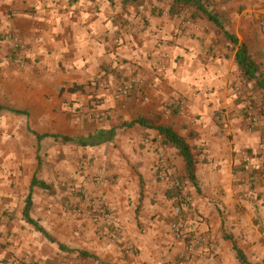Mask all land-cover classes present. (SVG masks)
Returning <instances> with one entry per match:
<instances>
[{"label":"crops","instance_id":"1","mask_svg":"<svg viewBox=\"0 0 264 264\" xmlns=\"http://www.w3.org/2000/svg\"><path fill=\"white\" fill-rule=\"evenodd\" d=\"M174 1L0 0V87L10 85L19 69L11 62L15 56L28 58L27 70L55 76L61 86L88 84L104 74L111 89L123 84L128 94L114 99L110 89L97 97L105 98L111 121L78 137L102 141L83 146L90 150L110 146L113 139L121 150L133 147L131 153L112 151L100 160L119 174L112 188L96 193L108 208L82 203L77 216L61 206L59 195L32 188L35 175L43 180L38 157L28 158L25 140L11 138L7 128L2 149L10 152L0 158V264H179L191 244L188 264H241L236 246L249 262L264 264V228L237 226V237L225 236L233 228L220 222L219 211L226 197L229 203L234 197L232 168L242 164L241 152L250 145L243 138L254 143L260 134L249 133L239 118L244 91L235 56L245 44L264 78V0H205L209 10L222 15L238 45L202 13L193 18V6L173 16ZM248 85L264 92L256 81ZM139 117L171 126L191 147L203 193L196 204L209 217L196 225L195 240L173 229L176 209L166 201L167 184L156 174L158 147L150 142L138 148L142 130L162 138L157 129L127 126ZM37 140L36 151L42 141ZM263 146L257 143L254 150ZM160 148L173 166L169 173L185 176L179 151L166 144ZM31 189L30 217L53 240L24 216Z\"/></svg>","mask_w":264,"mask_h":264},{"label":"rangeland","instance_id":"2","mask_svg":"<svg viewBox=\"0 0 264 264\" xmlns=\"http://www.w3.org/2000/svg\"><path fill=\"white\" fill-rule=\"evenodd\" d=\"M22 61H25L27 66L28 58L15 56L14 59H11V62L18 64L19 69L13 71V78L8 81L11 83L10 85L5 89L3 86L0 87V105L8 109H19L26 112V114H16L5 110L1 113L0 158L3 159L10 152L2 149L5 146L2 136L8 128V136L17 141L25 140L28 158L30 156L38 157L39 175L43 179L42 181L50 186L44 190L51 195H59L61 206L70 210L72 215L78 216V212L82 210L83 206L89 209H93V207L108 208V202L102 198L103 196H96V193L98 191L102 193L106 187L112 188L118 182L119 174L106 168V162L103 163L100 160L102 156L108 155L112 151L131 153L133 147H130L129 150H121L120 146L123 147V145H119L116 139H113L110 146L108 143L101 144L90 150V147L80 146L76 142L78 136H90L93 134V130L99 129L111 121V112L104 102L105 98H97L105 97V91L111 89L106 81L107 76L104 74L97 76L85 85L83 92L65 91L60 94L63 86L60 83L57 84L59 79L55 76H39L40 72L29 71L27 67H21ZM239 77L243 84L241 91H244L238 100L241 105L239 118L245 123L249 133L260 132V134L252 139L254 143L250 142L251 137L250 140L246 139V136L243 138L250 145L247 150L243 149L241 152L242 164L232 168L231 190L234 192V197L232 200L230 198V203L226 197L227 204L219 208L220 222L228 223L226 227L233 228V230L225 232V236L231 238L237 237L235 228L237 226L244 225L248 229L253 226L264 228V146L258 151L254 150V145L257 143L262 142L264 145V92L254 90V86L253 88L249 86L241 74ZM64 87L67 90L69 86ZM110 91L114 99L128 94L123 84L113 86ZM250 92L251 94H249ZM254 92L257 94L254 95ZM84 97L92 98L85 100ZM87 131L88 133H85ZM36 133L58 134L61 139L46 137L39 141L36 151L35 142L38 141ZM63 136L73 140L65 142ZM151 138L146 131L142 130L138 135V148L144 150L150 142L158 147L156 151L159 166L156 174L160 181H162L159 176L161 172L169 177V181L162 182L167 184L166 201H169L171 206L176 209L173 225H176V228L179 227L183 232L184 230L190 231L181 235L182 237L186 235V240H195L198 237L196 225L204 222L205 219L209 220V217L202 214L203 212L196 204V198L203 195L202 188L194 187L187 179V174L185 176H180L176 172L170 174L169 171H173V166L169 163L164 152L165 148L163 147L164 150L160 148L163 144L162 140ZM11 152L13 153V151ZM251 158H255V162L251 161ZM171 177L185 183L180 186L174 181L172 182ZM211 186L210 184L206 189ZM170 192L175 195L174 199L169 197ZM82 203L83 206H81Z\"/></svg>","mask_w":264,"mask_h":264},{"label":"trees","instance_id":"3","mask_svg":"<svg viewBox=\"0 0 264 264\" xmlns=\"http://www.w3.org/2000/svg\"><path fill=\"white\" fill-rule=\"evenodd\" d=\"M206 2H208V0H206ZM206 2H205V0H175L173 5L171 6L170 12L174 16L177 13H184V10L186 9L185 7L188 8V7L193 6L197 10L195 13L191 14V16L193 18L197 17V15H199L198 14L199 12L202 13L203 15H205L206 19L209 22L216 25L219 29H221L224 32V34L227 38H229L234 44L238 45V39L236 38V36L230 34L225 29V25L221 19L222 15L220 13H218L217 11L209 10L205 5ZM235 60H236V63L238 65V69L240 71V74H241L243 80L245 82L247 81L248 83H250L252 81H256V84L260 88L264 89V78H262V75L260 74L259 66L254 61L250 49L245 44H241L239 46L238 51H237L236 56H235ZM85 85H87V84H84V85L74 84L73 86L70 85L67 88V90L64 87L66 85H64L63 88H61V90H60V94L64 93L65 91H68L71 93H77L80 91L83 92L85 87H86ZM5 110H10L16 114H26L25 111H22L19 109H8L5 106L0 105V115ZM133 125H140V126H143L146 128L157 129L159 131L161 138H162V143L166 144V145L174 146L179 151L180 156H182L183 159L186 161L187 179L189 180V182L194 187L198 188V180H197V175H196V161H195L194 155L191 151V147L184 137H182L177 132H175L171 126L157 125L156 121L155 122L150 121L144 117H139V118H137V119H135V120H133L127 124V126H133ZM36 135L38 136V138L40 140H42L43 138H46V137H53L55 139H59L61 137L60 135H57V134H48V133L36 134ZM64 140H68V138H65ZM91 140H93V141H91ZM76 142L82 146H95L97 144L102 143V141H96V139H94V137H90V139H86L84 137L77 138ZM263 175H264V169H263ZM175 183L179 184V185L180 184L183 185L185 182L182 180H180V181L176 180ZM34 186H39L43 189H48L50 187L46 182L39 180L36 175L34 176V179L32 181V188ZM169 197L171 199H174L175 195L170 192ZM31 208H32V189H31V192H30V194L27 198V201H26V206L24 209V216L26 217V220L29 223L35 225L39 231H41L43 234H45L49 239L53 240L50 237V235H48L47 232L41 226H39L38 223H36V221H34L30 217ZM60 247L65 248L62 245H60ZM236 248L238 251V259H239L241 264H253V263L249 262V260L247 259L246 255L244 254V252L242 250L238 249L237 246H236Z\"/></svg>","mask_w":264,"mask_h":264},{"label":"built area","instance_id":"4","mask_svg":"<svg viewBox=\"0 0 264 264\" xmlns=\"http://www.w3.org/2000/svg\"><path fill=\"white\" fill-rule=\"evenodd\" d=\"M139 8H140L142 11H144V9H145V4H141ZM153 9H155V7H153ZM16 42H17V43L19 42L18 39H16ZM20 66H21V67H25V66H26L25 61H22V62L20 63ZM159 176H160V178H161L163 181H165V180H168V181H169V177H168L166 174H164L163 172H161V175H159ZM174 183H175V182H174ZM175 226H176V225H175ZM175 226H174V230H175L176 235H177V236H181V235H182V230H181L179 227L176 228ZM194 248H195V246L191 244V245L188 247L187 251L184 252L183 254H181L178 263H179V264H188V263H189V260H190V258H191V254H192V252L194 251Z\"/></svg>","mask_w":264,"mask_h":264}]
</instances>
